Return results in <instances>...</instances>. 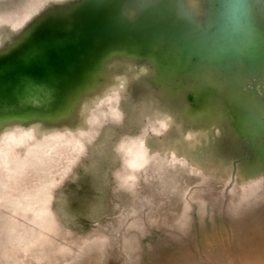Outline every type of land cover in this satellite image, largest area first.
<instances>
[{
	"label": "water",
	"instance_id": "95a60500",
	"mask_svg": "<svg viewBox=\"0 0 264 264\" xmlns=\"http://www.w3.org/2000/svg\"><path fill=\"white\" fill-rule=\"evenodd\" d=\"M26 13L0 19V140L12 131L39 142L46 132L82 125L92 101L112 89L125 111L129 96L142 110L171 117L161 138L141 140L139 165L124 153L131 171L151 160L150 145L161 152L173 137L175 164L218 157L228 186L264 174V0H43ZM183 129L201 142L186 153ZM102 153L100 180L110 171ZM212 154H230V162ZM78 184L75 191L90 198L88 182Z\"/></svg>",
	"mask_w": 264,
	"mask_h": 264
},
{
	"label": "rangeland",
	"instance_id": "374dc122",
	"mask_svg": "<svg viewBox=\"0 0 264 264\" xmlns=\"http://www.w3.org/2000/svg\"><path fill=\"white\" fill-rule=\"evenodd\" d=\"M41 1L0 0V19H20ZM111 91L92 101L82 125L46 132L39 142L12 131L0 140V264H264V174L228 186L218 157L175 164L173 137L161 152L149 144L151 160L131 171L124 153L139 165L141 140L161 138L171 117L142 110L129 96L125 111L123 96ZM129 123H138L131 133ZM180 132L183 153L201 143L197 132ZM99 150L110 168L104 180L96 175ZM81 180L90 198L75 191Z\"/></svg>",
	"mask_w": 264,
	"mask_h": 264
}]
</instances>
